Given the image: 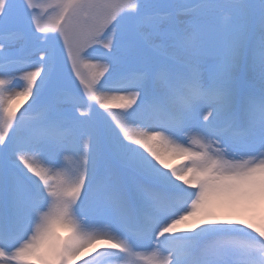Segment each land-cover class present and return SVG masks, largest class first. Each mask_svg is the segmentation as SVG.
<instances>
[{
  "label": "snow or ice",
  "instance_id": "1",
  "mask_svg": "<svg viewBox=\"0 0 264 264\" xmlns=\"http://www.w3.org/2000/svg\"><path fill=\"white\" fill-rule=\"evenodd\" d=\"M85 252L264 264V0H0V264Z\"/></svg>",
  "mask_w": 264,
  "mask_h": 264
},
{
  "label": "rangeland",
  "instance_id": "2",
  "mask_svg": "<svg viewBox=\"0 0 264 264\" xmlns=\"http://www.w3.org/2000/svg\"><path fill=\"white\" fill-rule=\"evenodd\" d=\"M24 107H27L26 102L24 103L23 107H21V109H20L21 112L23 111ZM18 114H19V113H18ZM183 163H184V162H183ZM174 166H176V165H174Z\"/></svg>",
  "mask_w": 264,
  "mask_h": 264
},
{
  "label": "bare ground",
  "instance_id": "3",
  "mask_svg": "<svg viewBox=\"0 0 264 264\" xmlns=\"http://www.w3.org/2000/svg\"><path fill=\"white\" fill-rule=\"evenodd\" d=\"M28 102H29V101H28ZM26 103H27V102H26ZM84 255H85V254H84ZM84 255H83V256H84Z\"/></svg>",
  "mask_w": 264,
  "mask_h": 264
}]
</instances>
